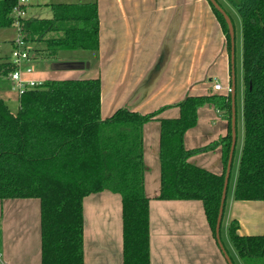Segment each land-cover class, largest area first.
<instances>
[{
  "label": "trees",
  "instance_id": "obj_1",
  "mask_svg": "<svg viewBox=\"0 0 264 264\" xmlns=\"http://www.w3.org/2000/svg\"><path fill=\"white\" fill-rule=\"evenodd\" d=\"M216 1L230 16L223 6L229 4L242 27L244 138L233 197L237 202H264V0ZM17 4V0H0V29L12 28ZM210 6L231 55L228 26ZM52 10V19L25 20L24 34L29 43L42 44L51 60L60 52H98L96 1L57 4ZM13 71L12 62L0 65L2 77ZM100 103V79L44 82L21 98L16 114L0 98V201H40L41 264H84L83 201L105 191L121 197L123 264H151L143 129L154 121L161 124L157 199L201 202L216 239L232 145L231 95L187 97L176 105L180 111L177 119L159 118L168 106L145 115L120 108L103 120ZM206 105L225 113L228 134L207 147L187 150L184 136L197 126L198 112ZM220 146L221 175L190 163L192 157ZM234 162L235 153L232 168ZM226 204L227 200L225 208ZM238 229L236 221L228 229L238 257L264 258V234L240 236Z\"/></svg>",
  "mask_w": 264,
  "mask_h": 264
},
{
  "label": "crops",
  "instance_id": "obj_2",
  "mask_svg": "<svg viewBox=\"0 0 264 264\" xmlns=\"http://www.w3.org/2000/svg\"><path fill=\"white\" fill-rule=\"evenodd\" d=\"M56 1L46 4L45 9L52 11L51 18H36L30 12L28 19H52L53 5L82 3ZM95 1L100 22L96 62H90L86 68V61L63 55L51 60L43 45L36 43L31 62L34 72L25 74L24 79L43 82L100 79L103 120L120 108L144 115L168 106L159 118L177 119L180 111L176 105L187 97L226 96L225 90L232 82L231 55L225 34L207 0L84 2ZM31 6L30 3L28 12ZM9 29H0V65L11 63V54L3 48L9 45L11 52L14 48ZM1 75L0 98L19 111L21 98L8 77ZM215 83L221 84L223 90L213 91ZM237 86L236 75V90ZM228 131L225 113L206 105L198 112L197 126L185 134L184 146L187 150L207 147L225 138ZM160 132L159 121L148 123L143 129L145 193L150 199L151 264H228L211 233L201 202L157 199ZM241 151L242 145L238 149L237 140L235 160L238 163ZM222 156L220 146L192 157L190 163L221 175ZM232 199L229 206L226 204L224 214L228 224L236 221L240 236L263 235L264 202ZM40 214L41 204L37 199L0 201V264H41ZM83 214L84 264H123L121 197L108 191L91 195L83 201ZM223 245L233 264H264V258H239L234 248L231 256Z\"/></svg>",
  "mask_w": 264,
  "mask_h": 264
},
{
  "label": "rangeland",
  "instance_id": "obj_3",
  "mask_svg": "<svg viewBox=\"0 0 264 264\" xmlns=\"http://www.w3.org/2000/svg\"><path fill=\"white\" fill-rule=\"evenodd\" d=\"M55 3L53 1L55 0H30L31 3V7L30 11H27V19L28 17L31 18V14L36 18H51L52 17V11L51 9L46 10L45 8H47L46 4L47 3ZM60 2H63V0H59ZM58 0L56 2H59ZM70 1H75L76 3H85L84 1H88V0H70ZM78 1V2H77ZM75 2H70V3H75ZM65 3V2H63ZM223 6L225 7V9L228 11V13L230 14V16L233 19L234 22V29H235V46H236V75H237V81H238V86H237V139H238V149L240 148V145H243V138H244V120H243V99H244V83H243V67H242V27H241V21L240 18L237 14V12L229 5V4H223ZM10 32H12L13 35V39L16 40L17 39V35H16V31L15 29L12 27L9 29ZM34 51V44L29 43ZM6 47L4 48V52L9 55V53L11 54V49L9 45H5ZM2 48V47H0ZM35 55V54H34ZM64 56L67 57L69 59H76V60H83V62L86 61V64L88 63H92L94 64V62H96L98 53L97 52H83V51H75L73 53L71 52H64V53H60L58 55L59 56ZM57 57V59H58ZM213 84V82L211 83ZM10 109L16 113L18 112V107L14 106V105H10ZM152 113V112H151ZM143 115V114H142ZM145 115V114H144ZM238 160L236 159L234 162V166L232 168L231 171V178L229 180V186H228V191H227V195H228V206L231 203V199L232 196L234 194V189L236 186V182H237V170H238ZM111 193V192H110ZM234 199H232L233 201ZM228 229H229V224L226 220V218L222 221V225H221V241L222 243L225 244L226 248L228 249L229 253L231 256H233L234 254V250L232 247V244L230 242L229 239V234H228Z\"/></svg>",
  "mask_w": 264,
  "mask_h": 264
},
{
  "label": "built area",
  "instance_id": "obj_4",
  "mask_svg": "<svg viewBox=\"0 0 264 264\" xmlns=\"http://www.w3.org/2000/svg\"><path fill=\"white\" fill-rule=\"evenodd\" d=\"M17 3V6L13 10L14 24L12 26L17 35V39L14 40V48L11 52V62L14 66V71L7 77L13 85V90L17 92L19 98H22L28 92L41 88L44 82L24 79L25 74L31 75L34 72V67L31 64L34 51L24 34L25 20H27V7L30 4V0H17ZM222 90L221 84H214L213 91L219 92ZM225 95H231V87L226 88Z\"/></svg>",
  "mask_w": 264,
  "mask_h": 264
},
{
  "label": "water",
  "instance_id": "obj_5",
  "mask_svg": "<svg viewBox=\"0 0 264 264\" xmlns=\"http://www.w3.org/2000/svg\"><path fill=\"white\" fill-rule=\"evenodd\" d=\"M209 4H211L214 9H216L224 18L228 30L229 35L231 39V69H232V82H231V101H232V121H231V128H232V145L231 150L229 154V161L227 165L226 175H225V182H224V188L222 193V199L219 209V215L217 219V225H216V240L220 247V250L223 253V256L228 264H233L232 259L230 258L229 254L227 253L222 241H221V225L223 221L224 216V208L225 203L227 200V191L229 186V180L233 165V159H234V153L236 150V144H237V110H236V68H235V61H236V46H235V29L232 22V19L230 16L226 13V11L219 5V3L216 0H207ZM89 63L86 64V68H89Z\"/></svg>",
  "mask_w": 264,
  "mask_h": 264
}]
</instances>
